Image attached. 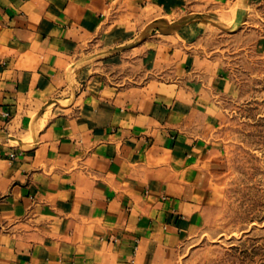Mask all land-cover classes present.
<instances>
[{"label": "crops", "instance_id": "1", "mask_svg": "<svg viewBox=\"0 0 264 264\" xmlns=\"http://www.w3.org/2000/svg\"><path fill=\"white\" fill-rule=\"evenodd\" d=\"M252 1L0 0V264H178L224 171L210 36Z\"/></svg>", "mask_w": 264, "mask_h": 264}, {"label": "rangeland", "instance_id": "2", "mask_svg": "<svg viewBox=\"0 0 264 264\" xmlns=\"http://www.w3.org/2000/svg\"><path fill=\"white\" fill-rule=\"evenodd\" d=\"M210 39L229 57L231 88L219 101L217 126L224 171L204 225L178 264H264V0L252 1L240 31ZM94 69L120 83L142 81L148 73L132 58Z\"/></svg>", "mask_w": 264, "mask_h": 264}]
</instances>
